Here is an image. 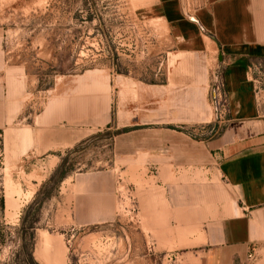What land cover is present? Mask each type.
<instances>
[{"label":"rangeland","instance_id":"rangeland-1","mask_svg":"<svg viewBox=\"0 0 264 264\" xmlns=\"http://www.w3.org/2000/svg\"><path fill=\"white\" fill-rule=\"evenodd\" d=\"M155 4L0 0V264H204L220 189L167 131L137 133L135 105L158 86L159 127L174 101L216 139L210 87H182L221 61L175 53Z\"/></svg>","mask_w":264,"mask_h":264},{"label":"crops","instance_id":"crops-1","mask_svg":"<svg viewBox=\"0 0 264 264\" xmlns=\"http://www.w3.org/2000/svg\"><path fill=\"white\" fill-rule=\"evenodd\" d=\"M155 2L154 13L166 21L175 53H218L226 67L230 114L220 136L194 141L183 131L189 122L176 113L174 101L167 104V127H159L164 122L154 113L159 100L154 93L160 87L146 86L138 91L141 102L135 108L146 113L135 117L136 132L167 131L174 138L170 147L182 148L185 169L198 170L220 189L214 198L218 231L203 250L204 264H264V112L258 109L250 71L256 63L264 64V0ZM209 87L206 75L193 87L183 86L184 103L192 90L208 101ZM174 158L168 162L175 164ZM254 249L257 257L249 262Z\"/></svg>","mask_w":264,"mask_h":264},{"label":"built area","instance_id":"built-area-1","mask_svg":"<svg viewBox=\"0 0 264 264\" xmlns=\"http://www.w3.org/2000/svg\"><path fill=\"white\" fill-rule=\"evenodd\" d=\"M250 71L258 109L264 112V64L258 62L250 68ZM210 103L213 109L214 121L219 124L227 122L230 114V99L226 89V67L222 62L217 65L212 73ZM256 257L257 253L254 249L248 256V261L253 262Z\"/></svg>","mask_w":264,"mask_h":264},{"label":"bare ground","instance_id":"bare-ground-1","mask_svg":"<svg viewBox=\"0 0 264 264\" xmlns=\"http://www.w3.org/2000/svg\"><path fill=\"white\" fill-rule=\"evenodd\" d=\"M7 195V194H6ZM10 199V198H9ZM10 200H13V199H10ZM14 201V200H13ZM16 207V206H15ZM12 208V207H11ZM17 209V208H16ZM45 237H46V235H45ZM50 240H51V238H50ZM53 241V240H52ZM46 243H48L49 241H45ZM55 242V241H54ZM54 242H52V243H54ZM43 243V242H42ZM51 243V242H50ZM55 244V243H54ZM43 246V245H42ZM45 249H46V247H48V246H43ZM59 249V248H58ZM49 250H50V248H49Z\"/></svg>","mask_w":264,"mask_h":264}]
</instances>
